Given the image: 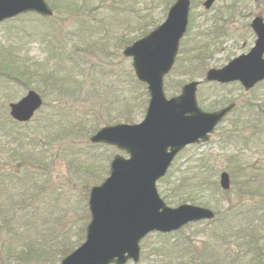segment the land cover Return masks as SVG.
<instances>
[{"label": "rangeland", "instance_id": "1", "mask_svg": "<svg viewBox=\"0 0 264 264\" xmlns=\"http://www.w3.org/2000/svg\"><path fill=\"white\" fill-rule=\"evenodd\" d=\"M155 1L48 0L53 11L51 18L33 13L0 24L1 46L11 48L16 56H20L21 50L29 55L22 53L20 58L24 59L26 55L29 60L15 64L17 71L25 75L23 83H10L3 80L0 74V115L8 118L7 130H1L0 123V171L5 174L9 169L23 174L31 171L29 182L20 180L19 186L25 187L27 182L34 186L37 184L36 188H40L41 192L24 205L26 210L32 211L33 219L37 218L33 220L34 225L52 245H56L53 248L56 252L61 248L62 241L70 243L77 238L79 224L84 221L88 224L91 218L88 203L90 189L108 176L112 159L118 154L128 156L116 145L94 143L90 138L101 128L116 123L111 122L122 119L118 115H123V109L117 115V110H110L113 105L109 104L111 101L113 104L116 92L127 88L126 82L116 75L126 67L133 69V60L124 55L119 41L126 37H144L166 20L171 6L162 0ZM193 1L195 6L192 4L189 20L191 28L189 24V32L182 39L180 48L185 51L186 60L197 52L208 58L194 68L196 72L223 67L255 44L257 36L251 21L257 15L264 17V0H237L242 12L237 10L234 15H231L233 10L229 4L236 0H216L210 9L204 7V0ZM68 5L72 8L68 9ZM219 8L225 9L220 13ZM248 8H252L253 14ZM144 13H150L148 19L152 17L153 22L144 27L146 33L141 34L142 30L137 25L143 23V16L138 17V14ZM40 24L50 28L53 38L45 40V31L41 36H29L30 31L35 33ZM60 41L66 46L64 56L59 48ZM3 48L0 54L5 51ZM70 57H75L84 65L82 70L71 65ZM176 65L165 76V94L169 98L179 95L183 85L191 81L189 75L178 74ZM113 67L118 72L111 73L109 70ZM37 70L42 73V78ZM71 73L74 75L70 78L75 90H62L66 84L62 81V86L56 76L63 78ZM47 74L52 76L49 88L44 84V75ZM195 79L203 80L202 77ZM258 85L246 90L236 81L224 86L211 81L200 83L197 100L204 110L220 109L229 101L235 102L236 107L219 123L209 141L187 146L176 157L166 175L157 181L160 195L171 206L181 204V199L192 198L193 202L182 203L207 206L223 214L228 207L238 208L244 199L254 200L253 196L264 191V85ZM31 88L42 95L44 103L32 120L16 122L10 115L9 104L21 99ZM131 94L137 95L138 92ZM133 107L134 104L131 108L133 113L139 112L137 107ZM146 111L139 116L137 123L144 120ZM74 113L79 114L82 121L81 134L59 137L52 130H45L43 125L56 122L54 117L60 114L63 120L71 117L76 121ZM235 114L242 116L238 118ZM61 124L67 125L68 120ZM58 130L62 131L63 127L59 126ZM254 132H257L256 135ZM242 134L248 135L247 138H241ZM6 149L9 152L3 155L2 150ZM10 152L13 156L9 155ZM203 158L209 162L202 163L200 160ZM223 170L230 173L231 188L228 190L220 185ZM169 173L171 175L167 177ZM221 189L229 192L225 194ZM207 222L203 221L205 224L202 223V226L196 225L199 223L188 224L167 233V236L177 239L178 236L195 235L197 244H201L212 232L213 227ZM64 232L68 236H62ZM156 233L142 240L140 261L126 264H149V260L144 259V244H154L159 239ZM29 234H26L28 239L32 238Z\"/></svg>", "mask_w": 264, "mask_h": 264}, {"label": "water", "instance_id": "2", "mask_svg": "<svg viewBox=\"0 0 264 264\" xmlns=\"http://www.w3.org/2000/svg\"><path fill=\"white\" fill-rule=\"evenodd\" d=\"M214 1L206 0L204 5L210 8ZM190 7L191 0H176L161 25L124 49V55L133 58L138 79L148 85L147 113L141 122L108 125L91 137L94 143L116 145L128 156L116 155L110 175L91 189V221L86 239L61 264L137 263L141 241L149 233H169L216 217L208 207L168 205L157 187L176 155L189 144L208 141L216 125L235 105L203 110L196 96L199 81L186 83L177 96L168 98L165 94L164 78L176 61ZM28 11L53 13L46 0H0V22ZM252 27L258 35L252 49L222 68L209 69L208 80L241 81L247 89L264 80V18L256 16ZM42 104L41 95L31 89L10 104L11 115L19 121H29ZM220 183L224 189L230 187L227 171L221 173Z\"/></svg>", "mask_w": 264, "mask_h": 264}, {"label": "trees", "instance_id": "3", "mask_svg": "<svg viewBox=\"0 0 264 264\" xmlns=\"http://www.w3.org/2000/svg\"><path fill=\"white\" fill-rule=\"evenodd\" d=\"M151 1L157 2L155 0ZM162 1L169 6L173 2L171 0ZM229 7L233 10L231 15H234L237 10L242 12L237 0L229 4ZM71 8L72 5H68V9ZM224 9L225 8L220 9L219 12H223ZM249 12L250 14H253L252 8L249 9ZM137 13L139 12L137 11ZM149 15L151 16L150 13H144L143 15L138 14V17L143 16V23L137 25L138 28L142 30L141 34L146 33L145 30H143L144 27L153 22L152 17L148 19ZM216 23H218V21H216ZM39 26L40 27L34 31L35 33L30 31L29 36H41L45 31L47 32V35L44 37L45 40L53 38L50 28L48 29L44 25L41 27V24ZM139 37L134 36L132 38H124L119 41L120 48H125ZM59 45V48L62 50V55L64 56L63 50L66 46L62 41L59 42ZM1 48L3 47L0 43V49ZM4 50L5 51H2V54H0V74L2 73L1 76L3 80L10 83H23L25 81V75L20 73V71H17V66L15 64L20 63L21 60L23 61L24 59H27L29 55L21 50L20 56L22 53L28 55H25V58L23 57L24 59H22L19 55L16 56L12 53L11 48ZM182 50L183 48L180 49L176 61L177 65L175 70L178 69V74L189 75L191 80L197 77L205 78L206 70L198 73L194 68L200 66V64L207 61L208 58H205L206 56L197 52L193 57H189L186 60L185 51L182 52ZM104 55L107 56L108 52H104ZM69 62L74 68L77 67L76 69L78 70H82V67H84V65L80 64L75 57H70ZM186 64L190 65V67L186 66ZM109 71L111 73L118 72L115 68ZM37 72L40 75L39 77L42 78V73L38 70ZM65 76L66 77L63 78L56 76L55 79L60 81L62 86L63 82L67 85H64L62 90L71 89L74 91L75 84L72 83L70 78L74 75L71 73L70 75L68 74ZM116 76L119 78L121 77L126 82L127 88L120 89L116 92L113 104L112 101L109 104V106L113 105L110 110H117V115L119 114L120 109H123V115H118L122 116V119L115 120L111 123H118L120 121L135 123L138 121L139 116L144 114L147 110L149 101L147 85L137 79L131 67H126L125 70L121 69V72H118ZM51 77L52 76L49 74L44 75V80H46L44 84L47 88L51 86L49 83ZM0 80L2 79L0 78ZM261 85H264V82L261 83ZM134 91L138 92L139 95H132L131 92ZM221 101L224 102L223 99ZM231 102L233 101H229L228 103ZM135 103L137 105H135ZM132 104H134L133 108L137 107V109H139V112L133 113L134 111L131 110ZM78 115L75 113L73 114V116L77 118L75 121L71 120V117L63 120L60 114L54 117L56 122H53L48 126H43H45V130H52L54 134L59 137L78 135L82 130V124L80 125L82 121ZM235 115L238 117L237 114ZM0 116L1 130L5 131L8 127V118H3L2 115ZM240 116L242 115L240 114ZM254 119L255 122L258 121L257 118L254 117ZM66 120H68V124L63 126L61 123ZM59 126L63 127L62 131L58 130ZM256 133L257 132H254L255 135ZM247 136L248 135L242 134L241 138H247ZM256 138H258V136ZM76 149L78 148H75V150ZM2 152L3 155H5V153L8 154L9 150H2ZM9 155L13 156L11 152ZM200 161H202V163L209 162V160H206L205 158ZM231 170L233 171V168H231ZM7 171L8 173L6 174L5 172L0 171V264H27L31 262L34 264H60L63 257L72 252L85 240V225H87V221L78 225L76 230L77 238L70 243L62 241L63 244L61 245V248L56 252L53 249L56 245H52L38 226L34 225L33 220H36L37 218L33 219L32 211L26 210L24 205V203L26 204L27 202H30L41 192L40 188H36L37 184H35V186L32 183L28 184V179L32 175L31 171L27 170L24 174L17 173L16 169H9ZM169 175H171V173H169L167 177ZM20 180L22 182L28 180L25 187L19 186ZM163 182L165 183V179ZM87 187L89 186L87 185ZM222 192L226 194L229 191L222 190ZM254 197V200L244 199L238 208L230 206L223 214L217 212L216 219L207 222L210 227H213L212 232L209 234L208 239L201 244H197L195 235H190L188 237L178 236L177 239H173L169 234V236H167V234L160 232L156 233L155 236H159V239L155 242L153 241L154 244H144V259L149 260V264H264V191L257 193V195L252 198ZM185 201L193 202V199H181L179 203ZM2 205L4 208L1 209ZM202 223L203 222H199L200 225H196L202 226L205 224ZM26 234H29L32 238H26ZM62 236L66 237L68 235L64 232L62 233Z\"/></svg>", "mask_w": 264, "mask_h": 264}]
</instances>
